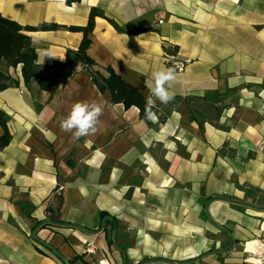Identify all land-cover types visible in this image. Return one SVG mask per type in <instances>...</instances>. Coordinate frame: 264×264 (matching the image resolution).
Instances as JSON below:
<instances>
[{
    "label": "crops",
    "instance_id": "crops-1",
    "mask_svg": "<svg viewBox=\"0 0 264 264\" xmlns=\"http://www.w3.org/2000/svg\"><path fill=\"white\" fill-rule=\"evenodd\" d=\"M91 7L121 30L96 17L87 54L147 100L166 52L189 62L155 122L85 69L51 94L0 63L18 81L0 91V264H239L264 219V0H0L22 26H60L27 31L41 65L78 47L66 27ZM79 101L102 115L77 139L61 121Z\"/></svg>",
    "mask_w": 264,
    "mask_h": 264
},
{
    "label": "trees",
    "instance_id": "trees-1",
    "mask_svg": "<svg viewBox=\"0 0 264 264\" xmlns=\"http://www.w3.org/2000/svg\"><path fill=\"white\" fill-rule=\"evenodd\" d=\"M79 1L66 0V3L70 5ZM96 17L106 18L117 30H121L112 19L104 15L101 9L91 7L85 25L66 27L70 31L82 33V39L78 47L66 49L64 60L55 61L51 65H41L37 62V54L27 31L56 30L60 26L51 22H43L38 26H22L0 13V63L5 67L12 68L20 65L21 76L25 85L35 83L39 90L51 94L55 92L60 84L75 74L78 68L85 69L89 72L91 81L97 89L101 93H108L111 103H121L126 109L135 106L139 110V117L145 118L144 109L147 102L145 96L119 74L115 73L112 68L107 67L105 72L101 73L96 68L95 61L87 54V48L91 44L90 33L93 31ZM12 84L17 86L18 81L0 71V91ZM154 110L155 108L152 109V111ZM0 126L2 128L0 148H2L10 140L7 116L2 110H0Z\"/></svg>",
    "mask_w": 264,
    "mask_h": 264
},
{
    "label": "clouds",
    "instance_id": "clouds-1",
    "mask_svg": "<svg viewBox=\"0 0 264 264\" xmlns=\"http://www.w3.org/2000/svg\"><path fill=\"white\" fill-rule=\"evenodd\" d=\"M152 75L154 83L149 85L151 97L145 104L144 116L145 119L155 122L157 117L152 109L155 108L156 102L168 104L174 99L170 88L176 80V74L174 68H166ZM101 115L102 109L95 102L79 101L73 104L67 117L61 121V127L77 139L94 135L98 131L97 125Z\"/></svg>",
    "mask_w": 264,
    "mask_h": 264
},
{
    "label": "built area",
    "instance_id": "built-area-1",
    "mask_svg": "<svg viewBox=\"0 0 264 264\" xmlns=\"http://www.w3.org/2000/svg\"><path fill=\"white\" fill-rule=\"evenodd\" d=\"M169 67L176 71H183L189 60H177L171 53L166 52ZM85 252L92 253L93 248L87 246ZM244 256L239 264H264V219L260 222V235L257 239L245 243L243 247Z\"/></svg>",
    "mask_w": 264,
    "mask_h": 264
},
{
    "label": "water",
    "instance_id": "water-1",
    "mask_svg": "<svg viewBox=\"0 0 264 264\" xmlns=\"http://www.w3.org/2000/svg\"><path fill=\"white\" fill-rule=\"evenodd\" d=\"M106 218L110 219L109 216H104L103 219H102V224H103V222L105 221ZM101 227H102V225H101ZM115 231H116V227L114 226V235H113V238H114V236H115ZM123 254H124V252H123ZM124 262H125V264H126L125 256H124Z\"/></svg>",
    "mask_w": 264,
    "mask_h": 264
},
{
    "label": "rangeland",
    "instance_id": "rangeland-1",
    "mask_svg": "<svg viewBox=\"0 0 264 264\" xmlns=\"http://www.w3.org/2000/svg\"><path fill=\"white\" fill-rule=\"evenodd\" d=\"M87 246L93 248V252H92V253H94V251H95V247H94L93 245H91V244H88ZM87 246H86V247H87ZM86 247H85V249H86ZM85 249H84V251H85Z\"/></svg>",
    "mask_w": 264,
    "mask_h": 264
}]
</instances>
